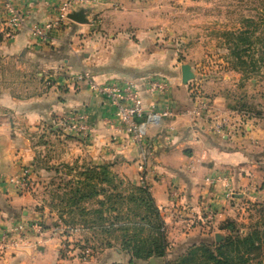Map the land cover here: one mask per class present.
Here are the masks:
<instances>
[{
  "label": "crops",
  "instance_id": "0c3cea01",
  "mask_svg": "<svg viewBox=\"0 0 264 264\" xmlns=\"http://www.w3.org/2000/svg\"><path fill=\"white\" fill-rule=\"evenodd\" d=\"M6 1L0 0V230L9 234L0 244V264L66 263L58 259L60 243L51 232L32 227L19 237L15 229L40 215L32 191L17 192L9 178L24 165L36 169L42 157L110 164L134 185H146L167 236L176 240L166 260L209 241L237 205L264 191L263 67L255 75L235 69L203 81L197 94L192 82L181 81L180 66L188 61L174 54L167 34L172 28L157 0H9L24 11L12 35L5 31ZM61 1L70 2L68 12L82 8L86 22L69 18L38 42L30 26L51 18ZM82 70L97 82L137 80L144 107L168 113L136 140L105 97L71 80ZM151 76L164 78L166 90L149 93L142 80ZM79 112L87 116L84 131L63 135L58 118ZM208 209L211 225L199 227ZM121 259L119 248H106L81 264Z\"/></svg>",
  "mask_w": 264,
  "mask_h": 264
},
{
  "label": "rangeland",
  "instance_id": "374dc122",
  "mask_svg": "<svg viewBox=\"0 0 264 264\" xmlns=\"http://www.w3.org/2000/svg\"><path fill=\"white\" fill-rule=\"evenodd\" d=\"M157 8L166 13L172 28L167 34L171 36L174 54L188 61L196 73V78L189 81L197 94L203 81H214L217 76L223 79V74L235 69L255 75L264 68V0H157ZM225 82L231 84L233 80ZM60 132L79 137L75 133ZM54 150L59 155L60 152ZM44 154L49 155L48 152ZM102 165L107 166V175L113 182L104 179L106 174L100 168ZM31 181L29 191H32L40 218L27 224L23 222L27 226L26 232L32 227L51 232L60 243L58 259H65V264L70 258H75L78 264L88 263L106 248H119L122 252L119 263L127 264L130 255L122 247L123 238L134 233L138 235H135V243L140 244L142 238H156L163 228L167 248L176 242L175 238L167 236L159 210L163 220L161 228L157 226L158 218L148 197L128 177L113 171L110 164H96L84 158L66 161L55 155L49 159L42 157L33 170ZM261 184L264 186V181ZM227 220L235 222V230L240 236L254 229L263 236L264 191L237 205L232 218L224 219ZM224 221L218 224L220 239L211 236L205 242L213 250L215 243L229 234L220 227ZM197 225L202 227L200 221ZM262 243L264 248V238ZM240 251V248L235 249V253ZM230 253L234 254V247ZM150 258H155V264H166L165 257L156 256L136 258L133 264H149ZM204 259L197 256L190 262Z\"/></svg>",
  "mask_w": 264,
  "mask_h": 264
},
{
  "label": "built area",
  "instance_id": "2783aa9c",
  "mask_svg": "<svg viewBox=\"0 0 264 264\" xmlns=\"http://www.w3.org/2000/svg\"><path fill=\"white\" fill-rule=\"evenodd\" d=\"M69 1H61L54 6V13L51 18L37 21L30 26L31 36L38 42H45L49 39L51 30L58 28L68 20L67 13L70 9ZM6 14L5 31L7 34H14L23 24L24 11L7 0L4 4ZM74 83L85 82L88 88L99 94L109 102L113 108V116L121 123L126 131L136 140L144 138L148 127L158 124L161 116L168 113L167 110L157 109L155 106L144 107L140 94V83L133 79L115 78L103 82L95 81L91 73L86 70L76 72L71 76ZM146 90L155 95L157 92L166 90L167 82L158 76L146 77L142 80ZM87 116L84 112L68 113L58 118V126L62 132L82 133L86 128ZM220 127V126H219ZM33 169L24 165L18 174L9 178L17 192L23 193L31 188V177ZM213 210L208 209L205 218H199L202 228L209 227ZM19 237L26 234L27 226L19 223L15 226ZM9 232L0 230V244H5ZM17 242V240H14Z\"/></svg>",
  "mask_w": 264,
  "mask_h": 264
},
{
  "label": "trees",
  "instance_id": "16d2710c",
  "mask_svg": "<svg viewBox=\"0 0 264 264\" xmlns=\"http://www.w3.org/2000/svg\"><path fill=\"white\" fill-rule=\"evenodd\" d=\"M93 168H95V166H93ZM100 168H102V171L106 174L104 179H106L108 183L113 182L112 177L110 175H107V166L102 165L100 166ZM92 172L95 173V170L92 169ZM137 189L142 191L146 195V197H148L147 199L148 201H150L149 205L152 204L151 208L158 218L157 226L158 228H161V226H163V220L159 216V212L153 202L147 186H137ZM118 195L119 194H117V196ZM220 227L227 230L229 234L222 241L215 243L214 250L211 249L207 243L202 241L197 245H191L186 249V251L178 255L176 258L166 260V264H264V252L262 253V251H264V248L262 246V239L264 238V234L263 236H261L259 235L258 230L254 229L249 234L240 236L239 234H237V230H235V222H233L232 220H227V222L224 221L223 224L220 225ZM163 230V228L159 230L158 236L151 240H149L148 238H142L140 244L138 242L135 243V239L137 238L135 237V233L128 235L126 238H123L124 240L122 243V247L130 255L127 264H133L134 259L136 258H149L150 256L163 258L166 255L167 250V240L165 232ZM106 246H110V243H106ZM232 247H234V254L230 253ZM236 248H240L241 251L235 253ZM252 252L254 253V255H251ZM197 256H202L205 259L197 260L196 263H191L190 260L196 259ZM111 264L120 263L113 262Z\"/></svg>",
  "mask_w": 264,
  "mask_h": 264
},
{
  "label": "water",
  "instance_id": "95a60500",
  "mask_svg": "<svg viewBox=\"0 0 264 264\" xmlns=\"http://www.w3.org/2000/svg\"><path fill=\"white\" fill-rule=\"evenodd\" d=\"M67 16L68 18L76 22H86V18L84 17V10L82 8L68 12ZM180 68H181L182 83H187L190 79L194 77V72L192 71L189 63L187 62L182 63ZM215 237H216V240L220 239V236L218 234H216ZM155 261H156L155 258H150L149 264H155Z\"/></svg>",
  "mask_w": 264,
  "mask_h": 264
}]
</instances>
